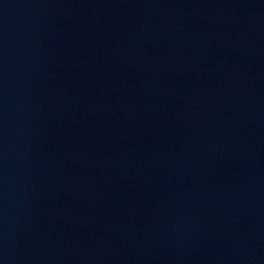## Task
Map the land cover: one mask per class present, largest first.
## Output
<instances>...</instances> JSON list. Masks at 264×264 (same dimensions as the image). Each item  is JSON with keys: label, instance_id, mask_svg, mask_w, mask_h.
<instances>
[{"label": "water", "instance_id": "water-1", "mask_svg": "<svg viewBox=\"0 0 264 264\" xmlns=\"http://www.w3.org/2000/svg\"><path fill=\"white\" fill-rule=\"evenodd\" d=\"M0 264H264V0H0Z\"/></svg>", "mask_w": 264, "mask_h": 264}]
</instances>
